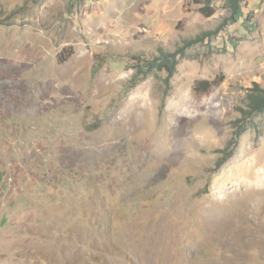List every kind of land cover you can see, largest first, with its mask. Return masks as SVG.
<instances>
[{"label": "rangeland", "instance_id": "374dc122", "mask_svg": "<svg viewBox=\"0 0 264 264\" xmlns=\"http://www.w3.org/2000/svg\"><path fill=\"white\" fill-rule=\"evenodd\" d=\"M210 5L0 0V264H264V0Z\"/></svg>", "mask_w": 264, "mask_h": 264}, {"label": "trees", "instance_id": "16d2710c", "mask_svg": "<svg viewBox=\"0 0 264 264\" xmlns=\"http://www.w3.org/2000/svg\"><path fill=\"white\" fill-rule=\"evenodd\" d=\"M213 0H195L196 3L202 4L201 10L206 15H212L214 11L211 9V2ZM248 0H227V7L230 12V19L235 20L239 11H242L243 5L247 3ZM212 31H203L200 34L196 35L190 39H184L182 43L174 50L167 51L165 49H160L159 54L151 59L143 61L142 65L138 66V69L133 77V84H136L141 78H145L148 74L153 71H166L167 76L164 79L168 83L169 78L176 72V66L179 63V59L183 58L186 55V51L194 44L205 43L206 40L210 39ZM199 84H202L201 90H206L209 88V81L203 80ZM248 109L241 108L244 113L245 121L249 116L260 113L264 111V88L261 87L259 83H254L253 87L246 95ZM239 127V126H238ZM248 128V126H240L235 133V137L241 136V134Z\"/></svg>", "mask_w": 264, "mask_h": 264}]
</instances>
